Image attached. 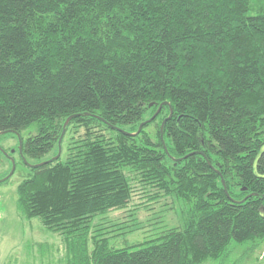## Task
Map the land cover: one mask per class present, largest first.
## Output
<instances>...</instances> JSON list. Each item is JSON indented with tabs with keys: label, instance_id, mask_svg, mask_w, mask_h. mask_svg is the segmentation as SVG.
I'll return each mask as SVG.
<instances>
[{
	"label": "trees",
	"instance_id": "trees-1",
	"mask_svg": "<svg viewBox=\"0 0 264 264\" xmlns=\"http://www.w3.org/2000/svg\"><path fill=\"white\" fill-rule=\"evenodd\" d=\"M71 116L65 156L17 189L66 264H206L264 242V0H0V134L36 124L16 153L40 164ZM138 191L173 200L180 226L110 249L95 220Z\"/></svg>",
	"mask_w": 264,
	"mask_h": 264
},
{
	"label": "rangeland",
	"instance_id": "rangeland-1",
	"mask_svg": "<svg viewBox=\"0 0 264 264\" xmlns=\"http://www.w3.org/2000/svg\"><path fill=\"white\" fill-rule=\"evenodd\" d=\"M148 131L155 135L153 128ZM36 133L37 125L33 124L20 136L23 141ZM0 147L16 163L13 176L0 184V264H66L67 249L63 238L47 232L39 219H23L17 210V189L29 173V168L16 153L19 152L16 134L2 136ZM11 170L12 163L4 156L0 165V180ZM146 200L138 191L127 208L96 218L94 230L101 229V235L109 240L110 249H123L156 240L165 231L180 226L179 206L173 208V200L151 203H146ZM206 264H264V242L257 239L243 244L232 243L226 256Z\"/></svg>",
	"mask_w": 264,
	"mask_h": 264
},
{
	"label": "water",
	"instance_id": "water-1",
	"mask_svg": "<svg viewBox=\"0 0 264 264\" xmlns=\"http://www.w3.org/2000/svg\"><path fill=\"white\" fill-rule=\"evenodd\" d=\"M165 104H166V103H165ZM165 104H162V105L159 107L157 113H156V114H155L150 120H148V121L144 122L143 124H141L140 127H139L138 132H136L135 134L128 133V132L123 131V130H121V129H117V128H116V129H117L118 131H120V132L126 134V135H137L138 133H140V131L142 130V128H143L144 125H146L147 123L151 122L152 120H154V119L157 117V115H158V113L160 112L161 108H162ZM86 115H88V114H86ZM76 117H77V116H71V117H69V118L66 120V122H65V124H64L63 133H62L61 139H60V141H59V150H58V154H57L56 157L50 159L49 161H46V162H43V163H40V164H36V165H32V164L28 163L25 159H24V163H25L27 166L31 167V168H39V167H41V166H43V165H45V164H48V163H51V162H54V161L58 160V159L60 158L61 154H62L61 143H62L63 137L65 136L66 129H67V127L69 126L70 122H71L74 118H76ZM93 117H96V116H93ZM171 117H172V112H171V115L169 116L168 119H170ZM168 119L164 120V122L162 123V126H161V139H162V140H163L164 126H165V124H166V122H167ZM7 134H8V133H7ZM14 134H16V136H17V138H18V140H19L18 151H19L21 157L23 158V153H22V149H23V141H22L21 136H20L19 133H14ZM3 135H6V133H2V134H0V137L3 136ZM0 151H1L2 153H4V156H6L7 158H9L10 161H11V163H12V170H11V172H10L5 178H3V179L0 180V184H2V183H5L7 180H9V179L13 176V174H14V172H15V170H16V163H15V160L12 159V158L8 155V153H6L5 150H3L1 147H0ZM175 160H176V159H175ZM222 183H223V186H224V188H225V192L227 193L226 184H225V181H224L223 179H222ZM227 195H228V193H227Z\"/></svg>",
	"mask_w": 264,
	"mask_h": 264
},
{
	"label": "flooded vegetation",
	"instance_id": "flooded-vegetation-1",
	"mask_svg": "<svg viewBox=\"0 0 264 264\" xmlns=\"http://www.w3.org/2000/svg\"><path fill=\"white\" fill-rule=\"evenodd\" d=\"M12 150V149H11Z\"/></svg>",
	"mask_w": 264,
	"mask_h": 264
}]
</instances>
